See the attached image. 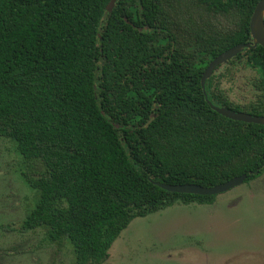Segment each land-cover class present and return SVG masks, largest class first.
<instances>
[{
    "label": "trees",
    "instance_id": "16d2710c",
    "mask_svg": "<svg viewBox=\"0 0 264 264\" xmlns=\"http://www.w3.org/2000/svg\"><path fill=\"white\" fill-rule=\"evenodd\" d=\"M0 0V139L26 164L35 193L15 226L66 241L73 264H102L135 218L216 196L157 184L211 188L264 172V49L224 64L256 72L253 100L230 99L207 65L251 45L260 0Z\"/></svg>",
    "mask_w": 264,
    "mask_h": 264
},
{
    "label": "rangeland",
    "instance_id": "374dc122",
    "mask_svg": "<svg viewBox=\"0 0 264 264\" xmlns=\"http://www.w3.org/2000/svg\"><path fill=\"white\" fill-rule=\"evenodd\" d=\"M230 99H254L256 72L222 64L215 71ZM26 164L0 139V264H73L71 246L46 240L45 229L10 231L32 207L23 183ZM102 264H264V172L209 204L173 205L135 218L114 241Z\"/></svg>",
    "mask_w": 264,
    "mask_h": 264
},
{
    "label": "water",
    "instance_id": "95a60500",
    "mask_svg": "<svg viewBox=\"0 0 264 264\" xmlns=\"http://www.w3.org/2000/svg\"><path fill=\"white\" fill-rule=\"evenodd\" d=\"M117 0H110L106 6V11L111 12L114 8V5ZM249 30L251 37V45H236L223 53L215 57L205 68L202 78L201 85L203 86L206 79H208L211 74L222 64L228 60L234 58L236 55L242 52L243 49L255 48L260 46L264 49V0H260L251 15L249 22ZM210 108L215 111L217 114L227 118L229 120L243 122L247 124H257L264 125V117L261 116H252L250 114L235 112L229 109L216 107L206 98ZM246 176H240L229 180L228 182L214 186L211 188H204L195 184H186V185H167V184H157L161 189L177 194H190L197 196H216L223 194L237 186H240L244 183Z\"/></svg>",
    "mask_w": 264,
    "mask_h": 264
},
{
    "label": "crops",
    "instance_id": "0c3cea01",
    "mask_svg": "<svg viewBox=\"0 0 264 264\" xmlns=\"http://www.w3.org/2000/svg\"><path fill=\"white\" fill-rule=\"evenodd\" d=\"M109 255V254H108Z\"/></svg>",
    "mask_w": 264,
    "mask_h": 264
}]
</instances>
